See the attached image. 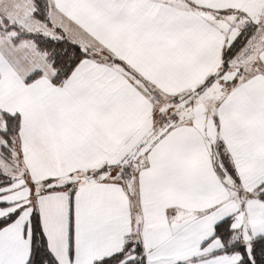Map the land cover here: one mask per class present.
Segmentation results:
<instances>
[{
    "label": "snow or ice",
    "instance_id": "6c2138e0",
    "mask_svg": "<svg viewBox=\"0 0 264 264\" xmlns=\"http://www.w3.org/2000/svg\"><path fill=\"white\" fill-rule=\"evenodd\" d=\"M0 264H264V0H0Z\"/></svg>",
    "mask_w": 264,
    "mask_h": 264
}]
</instances>
